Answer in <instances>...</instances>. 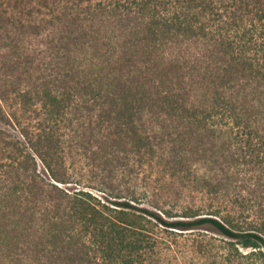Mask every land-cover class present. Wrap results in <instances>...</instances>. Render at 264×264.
I'll return each mask as SVG.
<instances>
[{
  "label": "trees",
  "instance_id": "16d2710c",
  "mask_svg": "<svg viewBox=\"0 0 264 264\" xmlns=\"http://www.w3.org/2000/svg\"><path fill=\"white\" fill-rule=\"evenodd\" d=\"M28 12L32 53L10 45L6 71L29 87L0 88V124L16 107L44 119L27 144L0 138V264H172L178 236L203 225L264 247L234 220L253 200L239 184L264 191V0H30ZM71 148L122 187H62ZM160 188L198 201L181 215L144 205Z\"/></svg>",
  "mask_w": 264,
  "mask_h": 264
},
{
  "label": "rangeland",
  "instance_id": "374dc122",
  "mask_svg": "<svg viewBox=\"0 0 264 264\" xmlns=\"http://www.w3.org/2000/svg\"><path fill=\"white\" fill-rule=\"evenodd\" d=\"M30 0H0V88L6 90L25 89L27 86L26 76L20 75V71H6L9 66L11 55L9 46L18 44L25 56L31 55L33 46L32 36L28 26L31 23L29 15ZM21 26H24L21 28ZM24 32H21L22 30ZM6 45H8L6 47ZM11 63V62H10ZM7 80V81H6ZM21 80V81H19ZM31 82L33 81L30 78ZM11 85L9 83L13 82ZM6 82V83H4ZM30 111H24L19 107L7 109L8 112H15L16 119L10 118L8 122H3V134L1 139H19L27 144V140L21 136V132L36 131L38 122L43 121V115L39 113V106ZM33 139V137H32ZM67 150V148H65ZM28 151L34 155L37 171L40 175H46L44 167L38 156L31 149ZM75 148H71L65 155L66 171L70 175L71 183L62 187L69 189H83L93 195L100 196L101 190L105 186H121L123 183L116 179H111L100 160L93 158L83 159ZM102 160V159H101ZM242 168V167H238ZM243 169V168H242ZM141 180L138 179V185ZM236 192H240L248 199L243 204L244 207L236 208L234 220L237 223V230L242 232H254L264 239V191L253 188V186H243L239 184ZM157 195L150 200L152 207L170 208L173 214L181 215V206L193 205L198 198L196 190L179 191L177 188H165L158 190ZM198 201V200H197ZM158 212L157 208H151ZM178 247L171 254L172 264H264V247H244L239 239L226 237L217 232L209 225H203L195 229L186 230L178 236Z\"/></svg>",
  "mask_w": 264,
  "mask_h": 264
}]
</instances>
